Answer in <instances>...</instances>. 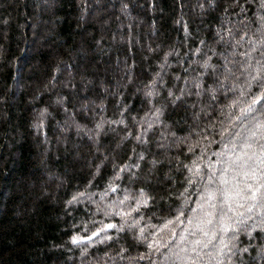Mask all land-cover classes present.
Wrapping results in <instances>:
<instances>
[{"label":"trees","instance_id":"trees-1","mask_svg":"<svg viewBox=\"0 0 264 264\" xmlns=\"http://www.w3.org/2000/svg\"><path fill=\"white\" fill-rule=\"evenodd\" d=\"M196 6L0 0V264H264V0Z\"/></svg>","mask_w":264,"mask_h":264},{"label":"rangeland","instance_id":"rangeland-1","mask_svg":"<svg viewBox=\"0 0 264 264\" xmlns=\"http://www.w3.org/2000/svg\"><path fill=\"white\" fill-rule=\"evenodd\" d=\"M197 1V3H198V6L201 4V2H202V4H204V5H206V4H208V0H196ZM238 1V2H237ZM234 0V4H237V3H240L241 2V0ZM198 6H196V8L198 7ZM195 15L197 14V16L200 18V20H201V18L203 17V14L201 15V14H198L199 13V11H192ZM117 39H118V36L116 37ZM217 42H218V39H217ZM216 42V43H217ZM219 44H220V42H218ZM234 53H235V51L233 50L232 51V54L231 55H234ZM229 56V58L230 57H232V56ZM229 58H227V64H228V66H231L232 67V60H234L235 58H233L231 61H230V59ZM194 64H196L194 61L191 63V68H189L187 71H190V69H192L195 65ZM121 65H122V62H121ZM200 66V69L202 70V71H204V70H214V73H217V67L216 68H213L212 67V65H211V63H210V65L208 64V63H203V64H200L199 65ZM120 69H121V73H120V75H119V81H120V84H118V85H116V86H114V87H112L111 88V91H110V93H113V94H116V95H118V93H117V88L118 87H120L124 82L125 83H127V78H126V76H124V74H123V65L120 67ZM238 69L240 70L241 69V66H238ZM234 71L236 72V69H234ZM193 74L195 75V73L193 72ZM227 76H226V74L222 71V73L220 74V76H219V81H218V84L217 85H215V89L216 90H218V89H226V90H231V88H228L227 87V84L225 85L224 84V82H226L227 81V78H226ZM123 79V81H121ZM192 82H193V79H192V74H190V73H187L186 74V76H184V82H183V87L181 88V90H180V95H184V94H186V95H189V96H191L192 97V101H191V105H189L188 104V108H189V110H188V112L190 111V118H191V120L193 121V129H191V131L190 132H188V133H186L185 134V136H184V140H185V142L188 144V143H190V141H191V138H197V137H195V136H198L197 134L198 133H196V129H198V128H201L202 127V124L203 123H200V124H198V122H199V120H200V118H201V120L202 121H204V120H206L207 118H206V115H208L209 114V111H206L205 112V110H207V107L209 108V110L211 109V106H210V104H208V105H205V107H204V105H199V102L200 101H202V97H203V95L205 94V95H211V92H212V90L214 91V89H206V90H201V89H199L198 91H193V92H189V85L190 84H192ZM195 82H193V84H194ZM179 84V86H180V82L178 83ZM195 86V85H194ZM214 88V87H213ZM145 93V92H144ZM188 93V94H187ZM146 94V96L148 97V92L147 93H145ZM191 106H192V108H193V110L191 109ZM205 108V109H204ZM204 125V124H203ZM92 134H94V132H92ZM191 135H193V137H190ZM169 139L168 140H163V141H161L160 143H159V145H160V147L163 149V148H168V143H169V148H176L178 145H180L181 144V139H179V138H170V137H168ZM168 169V171H169V169L171 170V168L170 167H168L167 168ZM220 247H223V249L221 250V252L219 253V256L221 255V253L223 254V255H225L224 256V261L225 260H227V264H230V260H228L227 258H228V255H232V253L230 254L229 253V251L226 249V247H225V244H221V246ZM261 254H264V249H261L260 251H259ZM189 253L191 254V253H193L192 252V250H189ZM220 258V257H219ZM219 258H216V257H211V259H210V264H219V262H220V260L221 259H219ZM123 258H118V257H116L114 260L115 261H111L110 262V264H113L114 262H118V261H120V260H122ZM113 260V259H112ZM108 262H109V260H108ZM201 262H203V261H201ZM226 262V261H225ZM203 264V263H202ZM233 264V263H232ZM239 264H244V262H243V260H241L240 261V263Z\"/></svg>","mask_w":264,"mask_h":264},{"label":"snow or ice","instance_id":"snow-or-ice-1","mask_svg":"<svg viewBox=\"0 0 264 264\" xmlns=\"http://www.w3.org/2000/svg\"><path fill=\"white\" fill-rule=\"evenodd\" d=\"M254 103H255V101H254ZM258 127H260V126H258ZM253 135H255V133H254ZM248 187L250 188L251 185H249ZM259 191H260V189L258 188V189L256 190V192H259ZM256 192H253V193H252V199H255V198H256ZM231 195H232L231 193L226 194L225 199L227 200L228 198L231 197ZM236 195H239V193L237 192ZM107 227L111 228V227H113V226H112V225H108ZM73 242L75 243L76 241L73 240ZM197 243H199V241H197Z\"/></svg>","mask_w":264,"mask_h":264}]
</instances>
